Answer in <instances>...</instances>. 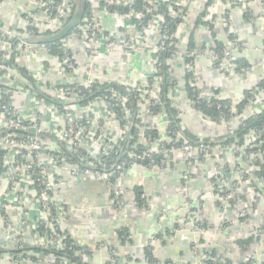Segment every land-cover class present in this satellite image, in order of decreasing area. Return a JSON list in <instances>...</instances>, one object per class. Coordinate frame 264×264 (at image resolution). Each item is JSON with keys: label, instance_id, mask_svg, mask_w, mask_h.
<instances>
[{"label": "crops", "instance_id": "obj_1", "mask_svg": "<svg viewBox=\"0 0 264 264\" xmlns=\"http://www.w3.org/2000/svg\"><path fill=\"white\" fill-rule=\"evenodd\" d=\"M210 1L211 7H215L212 21L214 35L208 26L198 23ZM226 1L189 0L186 22L177 36L180 54L171 61V72L178 79V85L171 90L170 98L181 111L182 127L199 138L223 136L264 106L263 90L257 101L236 119L216 124L197 113L187 97V63L183 54L188 51L192 35L196 41L193 51L194 75L198 87L208 95H214L212 91L217 90L219 98L230 99L238 104L247 90L257 88L264 79V24L260 20L261 5L257 0H238L240 4L233 3L227 8ZM242 4H245V11ZM37 6L36 0L3 1L0 3V22L13 30H21L26 26L24 16L34 12ZM94 6L99 4L95 3ZM100 17L107 32L123 41L122 33L131 26V21L117 13L110 14L103 10ZM227 19L230 24H226ZM154 34L155 39L147 40L146 46L135 52L127 54L118 49L104 52L97 60L89 56L79 38L72 40L71 51L78 62V77L84 80L97 77L126 85L146 84L148 77L155 71L154 47L157 35L153 32L152 35ZM234 39L241 43L240 56L251 64L249 69L240 74H236L234 68L226 72L215 68L208 58V52L216 40L229 47ZM20 56V64L30 70H45L44 64L50 63L52 73L48 74L49 79H61V75H55L60 67L58 61L47 52L30 57L23 54ZM11 99L18 108L28 110L30 103L24 94L14 92ZM142 107L143 122L156 126L159 133L165 135L168 124L166 115H153L149 106L143 104ZM100 115L102 118L107 116L104 111ZM40 121L48 127L57 124L48 116L44 119L42 116ZM106 121V131L117 135L118 122L112 118H106ZM59 122H63L62 117H58ZM93 130L95 131V127ZM155 143L154 147L158 142ZM90 150L98 153L96 146ZM188 161V154L180 149L173 152L161 167L143 164L130 167L116 182L121 192L122 207L112 197L110 186L97 177L86 175L75 178L66 171H59L55 175L54 196L68 211L62 230L77 246L92 250L90 255L84 257L88 264H106L111 259L112 251L116 252L120 264H151L146 257L149 246L158 261L156 264H198L212 252L229 259L232 264H241L251 257L255 246L252 242L248 249L240 247L237 242L260 231L258 240L261 246L257 251L260 260L264 262V182L258 179L256 169L241 159H235L230 151L220 155L215 150L210 157L197 161L191 170ZM236 166L248 175L251 183L248 185L247 181L240 187V200L232 206L231 211H225L214 192V184L224 167L229 171L227 185L234 186L240 177ZM138 193L145 196L146 205H138ZM187 202H202L195 216L196 220L203 222L202 230L196 229L192 223L184 222L185 212L182 208ZM242 209H247L244 219L237 217ZM11 215L16 228L23 229L19 227L16 213L12 212ZM225 221L229 223L228 226H224ZM22 235L31 243L29 232ZM3 236L0 229V245L9 246L11 242L3 239ZM41 257L42 261L38 263L31 262L27 257L26 261L18 264H53L51 256ZM0 264L16 263L11 261L9 255H2Z\"/></svg>", "mask_w": 264, "mask_h": 264}, {"label": "built area", "instance_id": "obj_2", "mask_svg": "<svg viewBox=\"0 0 264 264\" xmlns=\"http://www.w3.org/2000/svg\"><path fill=\"white\" fill-rule=\"evenodd\" d=\"M3 1L10 0H0V3ZM135 1L136 0L90 1L92 7L89 16L84 18L83 22L78 27L81 34L74 33L61 41L65 53L67 54L71 50V42L76 38H79L89 56L94 60L100 58L104 52L122 49L127 54H130L137 51L141 46H146L147 39L145 42L139 44L138 40H136L137 36L132 39L129 38V32L126 33V30L122 33L124 40L119 41L112 33L107 32L100 18L101 10L107 12L106 9L103 7L101 8L102 2L109 5L122 4L131 7ZM257 1L262 8L260 20H262L264 24V0ZM146 2L149 3L146 11L151 15V20L147 26H143L142 28L138 27L144 17L142 13L131 12V15H119L130 21L132 16L139 19L138 25L131 23L134 30L141 38L142 35L140 34L145 30L149 31L156 29L157 44L154 47L156 49L154 67L155 71H157L158 53L164 49L162 28L163 25L166 24V17H179L183 20V23L177 30L176 36H178V33L182 31L186 18V16H181L182 8L187 6L189 0H146ZM226 2L227 8L233 3H241L238 0H227ZM95 3L99 4V6H94ZM164 4H167L166 13L161 12V7ZM37 5V9L34 12L26 15L27 18H25V23L26 25L39 27L42 31L49 30L51 34L61 31L72 19L76 9L75 0H37ZM176 8H179V10ZM242 8L244 11L246 10L245 4H242ZM208 11L209 14L206 16L205 20L212 22L214 19L215 7H210ZM230 23V20L227 19L226 24ZM131 28L132 26L130 29ZM17 38L18 36L15 30L0 22V45L2 46L3 60H8L11 56L13 51V40L15 41ZM44 49H46V45L43 43L31 44L26 40L25 36L19 37L17 50L20 55L23 54L30 57ZM241 52L242 46L239 40H232L231 45L224 50L218 68L223 69L225 72L234 68V62L240 57ZM178 54L180 53L176 55ZM183 56L185 59L187 57L192 58L194 53L191 52L187 55L184 53ZM208 58L213 65L218 61L219 56L211 49L208 52ZM64 60L67 63L70 61V57L67 55ZM59 65L60 67L55 75L62 76L64 75V67L61 64ZM187 69L194 73V61L187 66ZM0 73H3V78L8 82L7 86L1 85L3 87H0V127L5 125L9 131L5 137H2V134L0 135V151L6 153L5 160L3 161L5 170L0 175V229L2 230V236L4 235L3 239L7 240L9 243L11 242L10 245L21 243L35 245L41 249L47 250L61 249L64 247L63 242L66 240V235L62 227L68 211L63 203L58 201L54 196L56 187L55 175L59 171L61 172V170L68 172L75 178L93 175L110 186L115 194V199H121V192L116 184L117 181H112L111 174L108 173L106 169L98 171L97 167H104L101 163L102 157H108L112 153H118L124 150L121 142L123 130L119 127L117 135H114L108 130L106 131L108 124L106 121L105 125H101L100 119L102 116L100 113L104 111L107 114V116H104L105 119H114L115 115L113 109L115 106L125 109L129 114L126 108L127 99L123 98L118 92H115L116 105L111 104L107 98H98L91 101L87 106L82 107L79 103L77 104L79 96L76 89L80 87L90 89L94 86H101L109 81L97 77H89L84 80L80 79L78 74H74L76 76L72 75V79L67 81L62 80V78L60 80H52L49 79L48 74L43 69L33 70L36 81L38 84L42 85L44 93L49 92L54 94L56 103L48 104L37 94L31 95L26 91L23 81L19 79L16 72L12 69L0 66ZM74 82H76V85H74ZM159 85L160 80H156L153 86H150L148 83L131 86L133 88L138 87L137 91L143 96H149L151 99H158ZM193 85L199 88L197 81H195ZM199 89L201 91L200 98L207 102H210L213 97L219 98L215 95H208L204 90L201 88ZM262 91L255 88L252 92L255 97L254 102L257 101ZM14 92L23 93L28 99L30 98L31 102L28 110L24 111L12 102L11 96ZM66 102L72 103L67 104ZM143 104L150 106L151 102L145 100ZM263 109L264 106L255 114L261 112ZM233 113H236V110L233 109ZM143 114L144 113L141 111L139 117L142 119ZM42 116L43 119L45 116H48L50 119L56 121L57 124H53L49 127L44 126L40 121ZM58 117L63 118L62 123H58ZM237 117L238 116L233 117L231 120H228V122L223 121V123H229ZM29 122L32 124H28ZM92 127H95V131ZM98 131L103 135L99 141L94 138ZM41 135H47V137L51 139L43 142L40 139ZM179 135L178 133L177 136ZM167 140L170 142L172 138L168 139L167 137ZM162 141L163 140H159L157 144ZM164 141H166V138ZM59 144L65 146L68 151L73 154H80L78 157L79 163L74 164L69 162L67 157L63 156L62 148L61 146L59 147ZM91 146L98 147L97 154L90 150ZM156 146L157 145H155V147ZM81 148L88 149L89 156L93 161L90 160V157L86 158L80 153ZM261 148H264V139L257 140L255 133L250 131L243 144L240 143L230 148H210L204 144L193 147L186 141L181 150L185 151L189 156L188 162L190 170L195 166L197 161H200L199 156H202L203 160H205V158L210 157L215 150H217L220 155L225 151H230L235 159H241L258 170L259 167L253 165L252 162H255L259 158L263 159L264 162V149L262 150ZM126 156L127 159L116 166L121 171L127 166H134L138 161L144 162L150 160L152 154L148 151H143L140 154L131 152ZM236 170L239 172L240 177L235 181L234 186L227 185L229 171L228 169H224V167L220 177L214 184V192L217 193V198L222 203V207L225 211H231L232 206L240 200L239 189L248 181V175L242 172L239 166H236ZM190 173L191 171L188 172V174ZM188 177H190V175H188ZM262 180L264 182V179ZM250 183L251 182L248 181V185H250ZM38 187H40L41 190H39ZM122 206L123 203H120V207ZM200 207V203H185L182 208L185 212L184 222L194 225L197 221L195 216ZM12 212L16 213V217L19 220V227L21 226L23 229L16 228L11 215ZM246 215L247 209H242L237 213L238 218L246 217ZM196 229L202 230L200 227H196ZM27 232L31 234V243L22 235ZM258 233H260V231L253 234V245L255 248L249 258L252 264H262L257 251L259 246H261L258 240ZM112 254L116 255V252L112 251ZM9 257L11 261L16 264L22 263L25 260L21 255ZM60 264L74 263L67 259H62ZM110 264H120V260L117 256L111 257ZM198 264L204 263L200 262Z\"/></svg>", "mask_w": 264, "mask_h": 264}, {"label": "trees", "instance_id": "obj_3", "mask_svg": "<svg viewBox=\"0 0 264 264\" xmlns=\"http://www.w3.org/2000/svg\"><path fill=\"white\" fill-rule=\"evenodd\" d=\"M77 2V0H75ZM87 7L85 17L89 16L91 11V2L90 0H86ZM166 5L164 4L161 7V12L166 13ZM149 3L146 0H136L133 6H124L122 4H114L109 5L105 2L101 3V8L107 10L110 14H121V15H131V12L142 13L144 17L141 20V24H139V19H136L132 16L131 22L133 24L138 25L139 28L143 26H147L149 21L151 20V15H149L146 11L148 8ZM212 6V1L208 3L205 11L200 16V21H198L201 25H206L212 31L213 34V23L204 21L209 8ZM179 10V8H176ZM188 11V7L182 8V15L186 16ZM27 18V16H24ZM183 23V20L179 17L171 18L169 16L166 17V24L163 25L162 34L164 36V49L158 53V60H157V71L153 72L148 77V84L153 86L156 80H160V85L158 87L159 97L158 99H151L149 96H143L140 92L137 91L138 87L133 88L131 85L121 84L117 82H105L101 86H94L92 88L80 87L76 89L78 92V100L77 104L79 103L80 106L84 107L87 106L91 101H94L98 98H107L111 104L116 105V96H114L115 92H118L123 98L127 99L126 108L129 114L126 112L125 109L121 107H115L113 109V113L115 115L114 120H116L119 124V127L123 130V134L121 136V142L123 151L118 153H112L108 157H102V165L104 167H97L99 170H104L111 174L112 181L116 182L121 174L128 170L132 166H127L125 169L119 170L116 166L121 164L127 159L128 154L131 152L140 154L143 151H148L152 154L150 160H146L144 162L138 161V164H143L145 166L151 167H161L168 161L169 156L177 151L182 149L185 142L187 141L191 146L198 147L201 145L209 146L210 148L214 147H221V148H230L234 145L243 144V142L247 139V135L250 131H253L258 139H264V109L252 116L247 117L239 127L236 129H232L229 133L219 136V137H207V138H199L196 135L192 134L189 130L182 127V119H181V111L176 107L175 101L170 98V92L178 85V79L172 74V66L170 65L171 59L179 53L177 48V30L178 27ZM18 38L14 41L13 40V51L11 56L8 60H3L2 55V46L0 45V66L12 69L18 75L19 79L23 81L25 86V90L28 91L31 95L37 94L41 98L44 99L45 102L49 103H56L54 94L52 93H44L42 85L38 84L36 81V77L33 74V70L28 69L26 66L21 65L19 62L20 53L17 50L19 37L25 36L26 40L31 43L35 44L38 43L40 39L45 36L52 35L49 30L42 31L39 27L26 25L25 28L15 30ZM81 34L80 30L76 28L70 34ZM214 35V34H213ZM230 37L233 38L232 35ZM81 42V41H80ZM195 38L192 35L189 42L188 51L186 53L189 54L193 52L195 49ZM82 44V43H81ZM46 49L41 50L40 52H47L49 56L55 58L59 64L64 67V72L62 75V80L67 81L72 79V75L77 74L78 69V62L76 58H74L73 52L70 50L67 54L62 47L61 41L45 44ZM211 49L217 53L219 59L213 66L218 68L219 62L223 57V52L226 50V46L224 43L216 40L213 47ZM210 49V50H211ZM38 52L37 54H39ZM35 54V55H37ZM68 55L70 57L69 62H65V57ZM195 60V56L192 58L187 57L186 63L187 66ZM234 72L236 74H240L251 67V64L248 60L244 57H238L234 62ZM45 72L50 74L51 66L50 63L46 62L44 64ZM4 73V72H3ZM3 73H0V87L1 85H8L6 79L3 78ZM76 76V75H74ZM196 81V77L193 72H190L188 69L186 70V93L188 99L193 103V109L200 113L202 117L205 119H209L210 121L216 124H222L223 121L228 122L235 116H239L244 112V110L255 101V97L253 96L252 92L255 88L247 90L244 94V98L238 104H234V102L230 99H222L213 97L210 102L203 100L200 98V89L193 85ZM76 85V82H74ZM259 90H264V79L259 83L257 86ZM136 90V91H135ZM215 96H218L219 92L217 90L212 91ZM23 94V93H21ZM27 97V96H25ZM28 99V98H27ZM149 100L151 105L149 109L153 115H159L163 113L167 117V129L166 134L161 135L156 126L151 124H146L143 122V119L140 116L141 108L144 101ZM30 103V98L28 99ZM67 104H71L72 102H66ZM62 106V105H61ZM233 109L236 110V113H233ZM101 125H105L106 119H100ZM32 124V123H28ZM9 131L7 130L5 125L0 127V135L2 137L7 136ZM180 134L177 136V134ZM103 135L100 132H96L94 136L95 140L101 139ZM144 140H142L143 138ZM172 138L170 142L167 140ZM166 138V141L164 139ZM40 139L45 142L49 141L51 138L47 137V135H41ZM159 140H163L156 147H154L155 142ZM53 141V139H52ZM154 143V144H153ZM61 144H59V147ZM92 147V146H91ZM63 156L67 157L68 161L74 164H78L79 160L78 157L80 154H73L68 151L65 146H61ZM160 149V150H159ZM262 150L264 148H261ZM88 149L81 148L80 153L89 158ZM162 150V151H161ZM167 150V151H166ZM166 151V152H165ZM250 151V150H249ZM123 154V155H122ZM6 153L0 151V175L4 172L3 161L5 160ZM200 161L203 160L202 156H199ZM206 159V158H205ZM90 160L93 159L90 157ZM253 165L259 167L256 170V175L258 179H264V162L263 159L259 158L255 162H252ZM136 165V164H135ZM2 167V168H1ZM41 190L40 187H38ZM112 197L115 198V194L112 190ZM118 203L122 202V199L116 198L115 199ZM138 205L144 206L146 205V198L144 195L138 193ZM195 203V202H194ZM202 204V202H198ZM240 218V219H244ZM229 223L226 221L224 222V226H228ZM177 227V226H176ZM194 227H203V222L197 220L194 224ZM66 240L63 242L64 247L57 250H47L41 249L35 245H27V244H17V245H10V246H1L0 245V256L2 255H9L11 257H16L18 255L23 256V258H30L31 262H41V256H51L53 259V264H60L62 259H67L74 264H88L84 257L85 255H90L92 250L87 247H80L74 244V240L67 234ZM254 237L249 236L246 239L239 240L237 244L240 247H246L250 249V245L253 242ZM146 257L151 264H156L158 261L154 258L152 254V248L149 246L146 249ZM111 257H116L115 254H111ZM204 264H232L229 259L222 258L218 256L215 252H212L208 255L207 259H204ZM106 264H110L108 261ZM241 264H252V261L249 259L242 262ZM264 264V262H262Z\"/></svg>", "mask_w": 264, "mask_h": 264}, {"label": "water", "instance_id": "obj_4", "mask_svg": "<svg viewBox=\"0 0 264 264\" xmlns=\"http://www.w3.org/2000/svg\"><path fill=\"white\" fill-rule=\"evenodd\" d=\"M86 7V0H77L74 15L72 19L65 25V27L58 33L43 37L38 41V43L49 44L62 41L68 37L71 32L78 28L83 22L86 13Z\"/></svg>", "mask_w": 264, "mask_h": 264}, {"label": "rangeland", "instance_id": "obj_5", "mask_svg": "<svg viewBox=\"0 0 264 264\" xmlns=\"http://www.w3.org/2000/svg\"><path fill=\"white\" fill-rule=\"evenodd\" d=\"M36 4H37V0H36ZM101 18V17H100ZM186 22V18H185V20H184V23ZM132 26V28L130 29V27ZM131 26L129 27V28H127L126 29V33H128L129 32V35H128V37L129 38H135V36H137L136 37V40H138V42H139V44H141L142 42H145L146 41V39L147 40H151L152 38H156V36H155V34H154V36L152 35V33L154 32V33H156V35H157V32H155V30L156 29H154V30H145L142 34H140V35H142V38L136 33V31L134 30V28H133V25L131 24ZM134 40V39H133ZM141 47H145V46H141ZM154 50H156L155 48H154Z\"/></svg>", "mask_w": 264, "mask_h": 264}]
</instances>
